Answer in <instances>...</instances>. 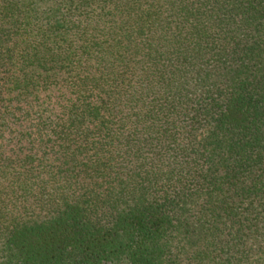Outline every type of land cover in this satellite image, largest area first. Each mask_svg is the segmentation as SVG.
I'll list each match as a JSON object with an SVG mask.
<instances>
[{
    "label": "trees",
    "instance_id": "trees-1",
    "mask_svg": "<svg viewBox=\"0 0 264 264\" xmlns=\"http://www.w3.org/2000/svg\"><path fill=\"white\" fill-rule=\"evenodd\" d=\"M0 264H264V0H0Z\"/></svg>",
    "mask_w": 264,
    "mask_h": 264
}]
</instances>
